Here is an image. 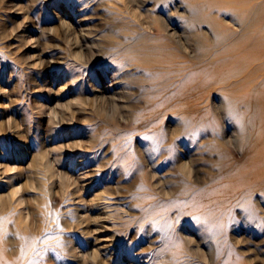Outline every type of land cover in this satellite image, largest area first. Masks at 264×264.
I'll use <instances>...</instances> for the list:
<instances>
[{
    "label": "rangeland",
    "instance_id": "374dc122",
    "mask_svg": "<svg viewBox=\"0 0 264 264\" xmlns=\"http://www.w3.org/2000/svg\"><path fill=\"white\" fill-rule=\"evenodd\" d=\"M54 1L0 0L2 248L19 258L17 264H198L183 245L175 246V227L183 226L200 241L202 235L194 230L199 224L190 222L193 211L186 202L216 184V171L225 159L209 118L188 121L172 111L186 83L184 65L164 67L158 55L164 51L156 48L147 62L134 55L137 64L114 73L110 60L121 54L115 55L106 38L103 46L113 54L82 64L69 52L62 23L76 34L88 27L90 36L97 33L98 38L112 30L127 31L132 17L108 0H77L73 7V0ZM78 5L80 12L74 10ZM21 21L23 26L16 28ZM169 51L171 57L177 54ZM143 64L158 68L150 73ZM176 69L180 75L174 77L170 71ZM124 72L127 94L118 98L121 109L114 115L109 107L97 113L76 103L102 92L120 95L121 83L109 79ZM70 75L75 82L62 88ZM162 99L172 105L155 118L150 107ZM156 134L157 140L152 137ZM164 146L169 151L163 152ZM43 153L53 165V176L44 168ZM138 153L156 164L154 181L160 182L162 194L158 185L146 183ZM176 155L192 165L190 177L176 171ZM236 157L242 155L237 152ZM60 174L68 178L66 185ZM187 184L190 194L182 187ZM170 190L171 195H164ZM235 199L220 225L235 253L243 254L248 264H264V210L250 198ZM202 238L200 248L208 253L214 239Z\"/></svg>",
    "mask_w": 264,
    "mask_h": 264
},
{
    "label": "bare ground",
    "instance_id": "6f19581e",
    "mask_svg": "<svg viewBox=\"0 0 264 264\" xmlns=\"http://www.w3.org/2000/svg\"><path fill=\"white\" fill-rule=\"evenodd\" d=\"M76 1L73 0L70 7H73ZM108 1L115 5L116 10L123 7L131 15L132 27L127 31L112 30L104 36L98 34L97 38V33L90 36L92 32L88 27L82 29V34H76L69 24L62 23L69 52L71 51L74 58L82 64L95 63L105 58L109 52L103 46L106 38L109 45L114 47L115 55L121 54L120 59L110 60L114 64V73L137 64L138 58L134 55H139L142 62H147L149 55L156 48L164 51L162 55L158 51L164 61V67H174L178 63L184 65L186 72L183 77L186 83L180 86L177 105H173L172 111L181 112L188 121L209 118L212 136L222 150L225 162L216 171V184L205 192L196 194L194 191L196 195L190 196L186 202L188 209L193 211L190 222L199 224L194 227L196 235L214 239L210 243V251L206 253L200 248V242L204 240L202 237L200 241L193 240L191 233L183 226L175 227L178 239L175 246L183 245L185 252L202 264H248L243 254L234 252L227 230L220 224L226 219V210L235 198H250L256 208L264 210V0ZM80 6H76L74 10L80 12ZM23 24L24 21H21L16 28ZM169 49L177 53L172 56L175 58L172 59ZM110 53L113 54H108L111 55ZM40 62L39 67H43L44 62ZM170 63H173L172 66H169ZM36 65L37 63H34V66ZM143 66L150 73L158 68L145 64ZM127 74L124 72L122 75L110 76V83L114 80L116 85L121 83V93L116 94L119 97L106 96L102 92L90 99H79L76 103L91 106L97 113L102 112L105 107L112 109V114L118 112L121 109L118 98L126 97L127 94L124 92L127 83L122 80ZM170 74L176 77L180 75V71L172 70ZM69 78L71 80L62 85V88L75 82L74 76L70 75ZM45 86L42 89L48 92L49 89ZM166 100L162 99L161 104L150 107L155 118L163 109L172 105ZM179 102L182 104H178ZM52 112L55 113L54 110ZM112 114L111 118L114 117ZM152 137L157 140L159 135ZM160 142L165 141L162 139ZM154 144L157 145V142L154 141ZM160 148L164 152L167 149L169 151L170 147ZM212 148L216 150L215 147ZM147 152L149 153V150ZM237 152L242 155L241 159H237ZM138 154L144 163L141 170L146 183L152 187L158 185L162 194L160 182L154 181L159 172L156 164L153 160L148 163V159L142 156L144 153ZM47 157L46 153L41 155L42 160L46 162V172L53 176V165ZM176 157L179 162L176 171L190 177L193 171L190 162L183 161L181 156ZM161 159L164 158L161 156ZM163 170L170 173L168 168ZM59 177L62 184L69 182L64 174ZM220 180L223 181L222 186L219 185ZM172 181L169 180V183ZM182 187L188 194L192 193V186L187 184ZM113 188L116 192L119 191L117 185ZM171 193L170 190L164 195ZM197 202H200V205L196 206ZM212 219L219 221L218 224H214ZM94 255L96 256L95 253ZM18 259L11 258L2 248L0 239V264H17Z\"/></svg>",
    "mask_w": 264,
    "mask_h": 264
}]
</instances>
